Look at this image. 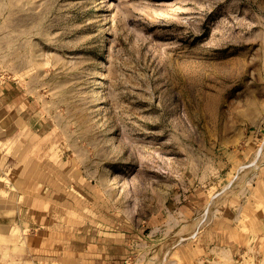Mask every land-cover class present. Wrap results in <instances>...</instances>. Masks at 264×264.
I'll return each mask as SVG.
<instances>
[{"label":"rangeland","instance_id":"obj_1","mask_svg":"<svg viewBox=\"0 0 264 264\" xmlns=\"http://www.w3.org/2000/svg\"><path fill=\"white\" fill-rule=\"evenodd\" d=\"M0 100V197L75 194L127 264H264L200 247L264 159V0H0Z\"/></svg>","mask_w":264,"mask_h":264},{"label":"crops","instance_id":"obj_2","mask_svg":"<svg viewBox=\"0 0 264 264\" xmlns=\"http://www.w3.org/2000/svg\"><path fill=\"white\" fill-rule=\"evenodd\" d=\"M24 108L21 103L1 116L0 135L16 127ZM32 178L16 198L0 197V264H127L132 259L134 245L141 242L136 227L124 229L102 213L82 210L75 194L50 190L42 178ZM232 199L228 211L205 229L200 247L234 256L248 245L249 235L264 238V159L245 191Z\"/></svg>","mask_w":264,"mask_h":264},{"label":"bare ground","instance_id":"obj_3","mask_svg":"<svg viewBox=\"0 0 264 264\" xmlns=\"http://www.w3.org/2000/svg\"><path fill=\"white\" fill-rule=\"evenodd\" d=\"M259 150V149H258ZM258 150L256 151V155H257V153H258Z\"/></svg>","mask_w":264,"mask_h":264}]
</instances>
